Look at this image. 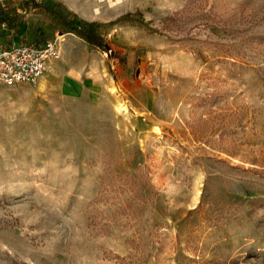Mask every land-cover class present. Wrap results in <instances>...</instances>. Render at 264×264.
<instances>
[{
  "label": "rangeland",
  "instance_id": "1",
  "mask_svg": "<svg viewBox=\"0 0 264 264\" xmlns=\"http://www.w3.org/2000/svg\"><path fill=\"white\" fill-rule=\"evenodd\" d=\"M22 1L0 45L61 57L0 86V264H264V0Z\"/></svg>",
  "mask_w": 264,
  "mask_h": 264
},
{
  "label": "built area",
  "instance_id": "2",
  "mask_svg": "<svg viewBox=\"0 0 264 264\" xmlns=\"http://www.w3.org/2000/svg\"><path fill=\"white\" fill-rule=\"evenodd\" d=\"M61 57L58 41L35 46L24 42L0 45V86L37 83L49 68V61Z\"/></svg>",
  "mask_w": 264,
  "mask_h": 264
},
{
  "label": "trees",
  "instance_id": "3",
  "mask_svg": "<svg viewBox=\"0 0 264 264\" xmlns=\"http://www.w3.org/2000/svg\"><path fill=\"white\" fill-rule=\"evenodd\" d=\"M48 2L44 8L48 14L62 27L61 34L73 33L78 37L85 40L89 45L96 47L97 49L110 52V57L117 56L106 42V38L100 31V23L94 21H88L81 18L75 13H65L60 9V3ZM55 5V6H54ZM19 7L25 10L41 8L42 5L37 0H23ZM23 15L17 10V8L3 9L0 8V24L8 23L11 28L18 27L19 29L24 28L25 22ZM122 19H132L131 15H124ZM134 19V18H133Z\"/></svg>",
  "mask_w": 264,
  "mask_h": 264
},
{
  "label": "crops",
  "instance_id": "4",
  "mask_svg": "<svg viewBox=\"0 0 264 264\" xmlns=\"http://www.w3.org/2000/svg\"><path fill=\"white\" fill-rule=\"evenodd\" d=\"M67 34V33H66ZM66 34H63L62 36H60V37H63V38H65V42H64V40L62 41V42H64L63 43V46H62V49H64V51H65V49H67L68 47H69V49L70 50H73L71 47V45H72V42H73V40L72 39H70V37H66ZM70 35H72V34H70ZM68 41H70V43H67ZM69 44V45H68ZM68 45V46H67ZM71 46V47H70ZM55 64H56V62H55V60H51V61H49V68H53V67H55ZM91 76H87V78H86V80H88V78H90ZM86 80H85V82H84V87L85 88H88L89 86L86 84ZM112 83H113V80H110V81H108V83H107V85H108V87H110L111 85H112ZM92 84L94 85V86H97V87H99V91H100V89L101 90H105V85H102V84H100L99 82H97L96 80H93L92 81Z\"/></svg>",
  "mask_w": 264,
  "mask_h": 264
},
{
  "label": "bare ground",
  "instance_id": "5",
  "mask_svg": "<svg viewBox=\"0 0 264 264\" xmlns=\"http://www.w3.org/2000/svg\"><path fill=\"white\" fill-rule=\"evenodd\" d=\"M117 109L119 110V112H123L124 114L128 112L127 107H125L124 105H119Z\"/></svg>",
  "mask_w": 264,
  "mask_h": 264
}]
</instances>
